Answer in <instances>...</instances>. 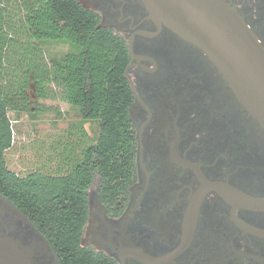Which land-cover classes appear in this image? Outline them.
<instances>
[{"label": "flooded vegetation", "instance_id": "flooded-vegetation-1", "mask_svg": "<svg viewBox=\"0 0 264 264\" xmlns=\"http://www.w3.org/2000/svg\"><path fill=\"white\" fill-rule=\"evenodd\" d=\"M76 1L127 53L131 165L106 201L94 176L81 246L100 264H264V126L143 0ZM223 1L264 46V0ZM29 222L0 194V237L37 264H61Z\"/></svg>", "mask_w": 264, "mask_h": 264}, {"label": "trees", "instance_id": "trees-1", "mask_svg": "<svg viewBox=\"0 0 264 264\" xmlns=\"http://www.w3.org/2000/svg\"><path fill=\"white\" fill-rule=\"evenodd\" d=\"M25 10V24L35 42H60L73 49L48 69L32 66L34 71L41 70L33 77L36 96L47 99L46 77L63 89V101L78 109L83 123L98 122L100 127L95 143L82 150L80 163H71L67 172L19 176L7 169L5 152L12 146L7 113L29 111L25 94L29 80L14 91L3 84L4 53L14 39L0 22V194L27 216L61 264H100L81 246V235L87 215V190L94 176L100 179L99 195L106 201L111 192L118 191L119 177L131 170L123 77L127 53L122 40L98 27V14L84 9L76 0H30ZM117 153L121 160L116 158Z\"/></svg>", "mask_w": 264, "mask_h": 264}, {"label": "rangeland", "instance_id": "rangeland-1", "mask_svg": "<svg viewBox=\"0 0 264 264\" xmlns=\"http://www.w3.org/2000/svg\"><path fill=\"white\" fill-rule=\"evenodd\" d=\"M30 0H0V22L14 42L4 53L3 84L16 90L28 79L25 94L29 98V111L7 116L12 128V146L5 152L7 169L19 176L33 172L61 174L71 167L74 156L81 157L82 150L94 144L99 134L98 122L83 123L77 108L62 99L63 89L44 78L47 99L36 96L32 66L50 68L72 52L60 42H35L25 24V5ZM41 51V55L36 51ZM47 68V69H48ZM52 109V110H48ZM67 163V164H65Z\"/></svg>", "mask_w": 264, "mask_h": 264}, {"label": "water", "instance_id": "water-1", "mask_svg": "<svg viewBox=\"0 0 264 264\" xmlns=\"http://www.w3.org/2000/svg\"><path fill=\"white\" fill-rule=\"evenodd\" d=\"M143 2L166 26L203 49L219 67L239 100L264 126V46L240 15L223 0ZM38 235L54 254L46 239L40 233ZM0 264L37 263L17 242L0 237Z\"/></svg>", "mask_w": 264, "mask_h": 264}]
</instances>
